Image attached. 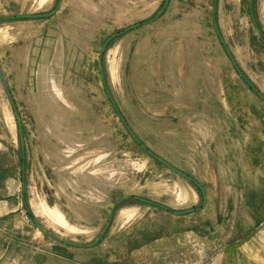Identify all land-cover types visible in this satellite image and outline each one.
Here are the masks:
<instances>
[{"label":"rangeland","instance_id":"rangeland-1","mask_svg":"<svg viewBox=\"0 0 264 264\" xmlns=\"http://www.w3.org/2000/svg\"><path fill=\"white\" fill-rule=\"evenodd\" d=\"M164 3L0 0L24 139L0 77V264H216L228 248L249 264L236 246L264 225V0H169L152 21ZM107 90L203 192L141 149Z\"/></svg>","mask_w":264,"mask_h":264},{"label":"water","instance_id":"water-1","mask_svg":"<svg viewBox=\"0 0 264 264\" xmlns=\"http://www.w3.org/2000/svg\"><path fill=\"white\" fill-rule=\"evenodd\" d=\"M216 2H217V0H215V7H216ZM168 3H169V0H165V3H164L163 8L159 11V13L156 15V17H155L152 21L157 20V19L162 15V13H163L164 10L166 9ZM58 8H59V5H58L57 8L55 9V11H53L52 13L47 14V15H40V16H19V17H16V18L6 19V21H8V20H37V19H48V18L52 17V16L56 13V11H57ZM139 26H140V25H137V26L131 27V28H129V29H127V30H125V31H123V32H121V33H119L118 35L112 37L111 39H109V40L105 43V45L103 46V49H102L101 54L104 52L106 46L110 43V41H111L112 39H114V38H116V37H119V36H121V35H123V34L129 32V31H131V30H133V29L139 27ZM216 30H217V26H216ZM217 33H218V31H217ZM221 42H222V44L224 45L223 41H221ZM224 46H225V45H224ZM226 50H227V49H226ZM227 53H228V55H229V52H228V51H227ZM229 57H230V60H231L232 64L235 66L237 72L239 73V75L245 80L243 74H241L240 71L238 70V68L236 67L234 60L231 58L230 55H229ZM0 77H1L2 83H3V85H4V88H5L6 94H7V96H8L9 102H10L12 108H13L14 115H15V118H16V121H17V125H18V129H19V135H20V139H21V144H22V147L24 148V139H23V133H22V127H21V122H20L19 114H18V112H17V109L15 108V104H14V102H13L12 96H11V94H10V92H9L8 86H7L6 82H5V79L3 78V75H2V73H1V71H0ZM103 78H104V77H103ZM245 81H246V80H245ZM104 82H105V81H104ZM249 86L251 87V84H249ZM253 91H254L255 93H257V91H256L255 89H253ZM107 93H108V96H109V98H110V100H111V102H112V105H113L115 111L117 112V114H118V116H119V118H120L122 124L125 126L126 130L128 131L129 135L133 138V140H134V141H135V142L141 147V149L144 150V151H145L149 156H151L153 159H155V160H157L159 163H161L163 166H165V167H167L169 170L173 171L175 174H177V175H179V176L185 178L186 180H188L189 182H191L192 184H194V185H195V186H196L201 192H203V189L201 188V186H200L196 181H194L192 178H190V177L184 175L183 173L177 171L175 168H173L172 166H170L169 164H167L166 162H164L163 160H161L160 158H158L157 156H155L154 154H152L150 151H148L147 148H146L145 146H143V145L140 143V141L136 138V136L132 133V131H131V130L129 129V127L126 125V123H125V121L123 120V118L119 115L118 109H117L115 103L113 102V100H112V98H111V96H110L108 90H107ZM257 94H258V93H257ZM258 95H259V94H258ZM259 96H260V95H259ZM260 97L264 100V98H263L262 96H260ZM204 200H206L205 196H204ZM139 201H140V200H139ZM122 202H123V201L117 203L116 206L112 209L111 214H110L111 217H112V213H113V211L115 210V208H116L119 204H121ZM141 202H142V201H141ZM110 220H111V218H110ZM37 228H38V230H39L43 235L54 237V236H52L51 234L45 232V231H44V230H43L38 224H37ZM105 232H106V229H105L104 232L101 234V236L97 239V241H96L94 244H92L91 246H89L88 248H92V247H94V246H95V245L101 240V238L103 237V235L105 234ZM55 239H57V238H55ZM68 245L73 246V247H75V248H81V246H78V245H72V244H68Z\"/></svg>","mask_w":264,"mask_h":264},{"label":"crops","instance_id":"crops-1","mask_svg":"<svg viewBox=\"0 0 264 264\" xmlns=\"http://www.w3.org/2000/svg\"><path fill=\"white\" fill-rule=\"evenodd\" d=\"M260 233L256 234L254 237V240H249L244 244L237 245V257H243L244 260H246L249 264H264V225L260 228ZM219 235V234H218ZM217 235V236H218ZM223 234L220 233V236ZM240 246V247H239ZM236 248H228L225 253H223L220 258L216 261V264H223L224 260L226 261L225 264H230V256L232 254V250ZM225 258V259H224ZM245 264V262L241 263Z\"/></svg>","mask_w":264,"mask_h":264},{"label":"trees","instance_id":"trees-1","mask_svg":"<svg viewBox=\"0 0 264 264\" xmlns=\"http://www.w3.org/2000/svg\"><path fill=\"white\" fill-rule=\"evenodd\" d=\"M24 153L22 154V161H24ZM25 209L27 210V214L29 215V217L33 220V217H32V215L30 214V212L28 211V208H27V206H25Z\"/></svg>","mask_w":264,"mask_h":264}]
</instances>
